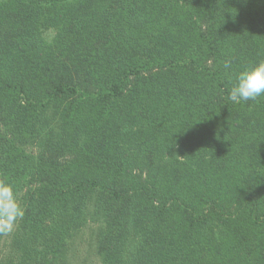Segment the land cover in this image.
<instances>
[{
  "label": "trees",
  "instance_id": "16d2710c",
  "mask_svg": "<svg viewBox=\"0 0 264 264\" xmlns=\"http://www.w3.org/2000/svg\"><path fill=\"white\" fill-rule=\"evenodd\" d=\"M56 6L62 14L40 16ZM42 19L57 29L50 44L37 33ZM82 23L90 25L87 39ZM262 58L264 0H1L0 115L11 96L7 117L38 142L23 155L32 164L17 195L25 213L0 264L31 256L36 264H67L73 237L98 221L100 264H264V96L228 99L236 74ZM64 97L80 106L124 102L127 114L138 106L145 121L150 98L181 106L194 118L184 121L188 136L178 143L187 155L171 154L163 172L125 167L115 140L103 145L110 128L118 137L130 131L116 107L103 130L68 157L64 139L44 123ZM70 103L68 117L78 107ZM92 148L91 166L82 167ZM1 175L15 179L8 170ZM165 201L183 207V229L160 226L155 207L165 215Z\"/></svg>",
  "mask_w": 264,
  "mask_h": 264
},
{
  "label": "rangeland",
  "instance_id": "374dc122",
  "mask_svg": "<svg viewBox=\"0 0 264 264\" xmlns=\"http://www.w3.org/2000/svg\"><path fill=\"white\" fill-rule=\"evenodd\" d=\"M53 8L56 9L57 13L52 11ZM65 8L68 9L66 6ZM52 12L54 15H52ZM62 13L63 11L59 8V6H56L52 7L51 9L43 10L40 16L43 18H50L54 16L56 17L57 15ZM50 19H44L48 23H44L42 19V21H40V23H38L37 25L38 36L42 38L43 41L47 44H50V42L54 40L55 36L57 35V29L53 25L54 22ZM82 25L83 23L81 24L82 32L84 33V37L87 39L85 34H88L90 32V25L88 28H86L85 26L83 27ZM140 89L141 86L139 87V90ZM15 96L16 98H18L17 95ZM66 98H61L59 100L60 104L58 106L48 109V112L46 113L47 116L46 118L44 117V123L52 127L53 137H55V139H64V144L66 145L65 154L68 157L72 156V149L75 148V152H78L77 145L87 146L89 140H93L95 138V135H98L103 130V122L105 120H110L113 117V115H110L106 119L105 115L108 112L113 113V111L116 110V107L119 112L125 113L122 115V117L126 123L131 125L129 126L130 131L128 133L122 131L119 133L118 137V132L115 129L110 128L108 133L105 132L104 137L106 141L103 145L106 146L107 144H111L109 145V147H113V144L111 142L115 140L116 144L120 146L119 151L122 154L125 153V167H134V170H136L137 173H139V171L141 170L143 171V173L148 172V169H150L149 166H151V168H154V170L158 172H163L168 169L165 168L167 166L165 164V161H168V157H171L173 155L177 160L178 156V160H181L184 158V156L187 155L185 149L183 147H179L178 143L180 145V142L184 140L182 138L188 136L186 131L189 130L188 128L183 126L184 121H193L194 118L193 116L188 114V112L181 106H170L167 104H163L156 99L150 98V102H147L145 106L151 112L145 113L148 118V120L145 121V118L140 120L139 118H137L138 114L136 113L139 111L138 106H134L132 111L127 114L129 106L124 104V102H121L114 107L112 105H108L107 103L80 106V104L74 102L72 103V105L78 107H73L70 103V98ZM10 99L11 96L5 98V101L2 103L3 112L0 115V177L2 176L1 174L4 170H8L9 172L13 173V177H15V179L11 181V184L17 190H19L21 185L24 184L23 180H27V177H23V173L21 172L29 171L30 165L32 166V164H28L27 162H25V160L23 159V155H28L29 153L33 152L35 150L34 145L38 141L37 138L34 139L33 137V135L35 134H32L31 136L28 135L25 138L22 135L23 129H20V123L16 120L13 121L11 117H7L5 110L8 109L7 105L9 104V102H11ZM68 101H70V107L75 108V110H73L75 114L70 117L67 116L66 111V108L69 104L67 103ZM98 112H104L103 120L98 119ZM263 119L264 116L263 118H260V120ZM142 135L148 142V145L146 144V147L140 146L141 142L144 141ZM70 146H72V148ZM4 149L5 151H3ZM134 150H136V153L132 152ZM84 152L86 160H88V162L82 164V167H89L91 166L89 161H91L94 155L93 148L89 149V151H86L85 149ZM103 152L108 156L111 155L110 150H105ZM7 156H9V160L6 159ZM150 156L153 159H160L162 163L159 162L156 164H149L150 160H148V157ZM193 161L195 162L196 160L192 159L190 164H192ZM197 162L203 161L200 158ZM205 164L206 163L203 162L202 166H204ZM72 167H80V164L73 163ZM17 176L18 178L19 176H22V181H19V179L16 178ZM219 180L220 182L216 183L217 188H220L221 185H223L224 181L221 177ZM168 186L170 185H168L167 183L164 184V189ZM178 186L179 183H175V187L178 188ZM24 188L25 185L21 190L17 192V195H19ZM170 188L173 189L172 186H170ZM157 204L158 203L156 202L154 206H156ZM159 205L160 204L157 205L158 207H155V210L157 211L156 216L160 215L163 218V222L160 223V226L161 224L165 223H167L168 226L172 223H175L183 225V229V227L187 223L183 219V207L176 203L169 205V202L165 201V211H162L165 212V215H163L161 212H159L163 210V208L157 210L158 208H160ZM19 223L20 221H18L12 233L0 235V260L5 259L6 256L10 253L15 235L17 234L16 232ZM87 224V227H85L80 233H78L75 238L73 237V240L71 241L72 243L70 244V246H68L70 247V249L68 250L67 264H100V258L95 252L96 234L99 232L97 228L100 223L98 221V223L88 222ZM48 236L50 235H46V237ZM39 242H41L40 238L36 240V243ZM69 243L70 239L68 241V244ZM20 251L21 248H18L14 251L13 254H18L20 253ZM21 261L25 264H36L34 262V256L26 257V259Z\"/></svg>",
  "mask_w": 264,
  "mask_h": 264
},
{
  "label": "clouds",
  "instance_id": "9594fccd",
  "mask_svg": "<svg viewBox=\"0 0 264 264\" xmlns=\"http://www.w3.org/2000/svg\"><path fill=\"white\" fill-rule=\"evenodd\" d=\"M224 68H231V61L224 62ZM264 96V58L240 70L235 77L228 99L234 103L253 101ZM25 210L20 204L14 186L0 180V235L14 231Z\"/></svg>",
  "mask_w": 264,
  "mask_h": 264
}]
</instances>
